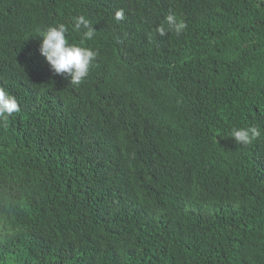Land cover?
<instances>
[{
	"label": "trees",
	"instance_id": "1",
	"mask_svg": "<svg viewBox=\"0 0 264 264\" xmlns=\"http://www.w3.org/2000/svg\"><path fill=\"white\" fill-rule=\"evenodd\" d=\"M78 15L72 85L38 30ZM0 87V264H264V0H0Z\"/></svg>",
	"mask_w": 264,
	"mask_h": 264
},
{
	"label": "clouds",
	"instance_id": "2",
	"mask_svg": "<svg viewBox=\"0 0 264 264\" xmlns=\"http://www.w3.org/2000/svg\"><path fill=\"white\" fill-rule=\"evenodd\" d=\"M124 17L123 11L115 13L116 20ZM168 28L177 34L183 32L187 25L179 19L175 13H169L165 18ZM72 30L80 33L82 39L79 44L70 43L68 27L65 24L48 26L38 30L40 39V55L50 65L52 71L57 74H65L70 78V84L79 85L88 76L90 68L98 56V52L91 47L83 46L85 41H90L96 35V31L89 19L84 15L72 18ZM159 35L166 34L164 25L157 28ZM19 111L17 98L10 94L5 88L0 87V120H8L14 113ZM257 126L239 127L231 129V137L237 144L248 145L260 136Z\"/></svg>",
	"mask_w": 264,
	"mask_h": 264
}]
</instances>
